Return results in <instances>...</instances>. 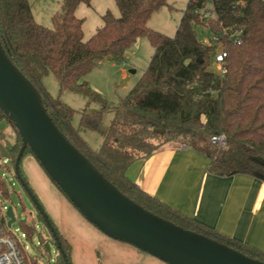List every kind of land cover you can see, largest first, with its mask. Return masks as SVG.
<instances>
[{
	"label": "trees",
	"instance_id": "16d2710c",
	"mask_svg": "<svg viewBox=\"0 0 264 264\" xmlns=\"http://www.w3.org/2000/svg\"><path fill=\"white\" fill-rule=\"evenodd\" d=\"M115 2L120 14L107 11L102 16L103 25L85 39L84 19L77 15V9L81 4L90 6L91 0H62L51 27L35 19L29 0H0V41L40 91L61 131L119 190L163 218L264 261V252L196 223L141 190L126 174L135 160L177 141L208 154L212 158L210 170L216 174L244 173L264 180V0H188L174 36L148 26L151 15L168 0ZM207 8L214 10L215 17L203 18L198 12ZM196 25L224 34L222 41L228 52L224 76L211 69L214 46L198 38ZM141 36H147L154 47L150 63L119 99L103 143L93 149L80 131L96 128L101 111L88 114L83 110L76 127L72 122L76 110L51 95L43 77L53 73L61 91L84 93L104 107L106 100L84 77L105 58L123 61L127 49ZM1 120L9 122L13 130L10 140L0 127V143L9 152L14 168L22 137L0 108ZM216 134L225 136V146L219 148L211 142ZM156 137L163 141L155 144ZM27 152L33 155L27 147L22 157ZM0 186L7 189L2 176ZM52 224L71 264L72 246L54 221ZM23 228L28 235L36 230L32 222H23ZM33 263L39 264L36 260Z\"/></svg>",
	"mask_w": 264,
	"mask_h": 264
},
{
	"label": "rangeland",
	"instance_id": "374dc122",
	"mask_svg": "<svg viewBox=\"0 0 264 264\" xmlns=\"http://www.w3.org/2000/svg\"><path fill=\"white\" fill-rule=\"evenodd\" d=\"M29 1L36 20L51 27L52 16L59 9L62 0ZM91 2L90 6L81 4L77 10V15L84 19L85 39L90 38L103 25L102 16L107 11L117 16L120 14L115 0H91ZM187 3L188 0H168V4L161 6L151 15L148 26L166 35L174 36ZM196 33L201 40L211 34L208 28L202 25H196ZM153 53L154 47L148 37L141 36L127 49L123 61L112 62L105 58L86 74L84 79L89 86L106 100L104 107L100 101L91 100L78 91L67 90L63 91V94L60 93L59 81L53 73L43 77V84L51 95L59 97L76 110L72 119L76 127L80 125L81 112L85 108L101 111L100 122L96 128L80 131L86 143L97 149L103 143L119 99L137 83L148 67ZM122 67L128 69V77L122 75ZM211 69L214 70V67L211 66ZM0 127L7 132V137L13 140V130L9 122L1 120ZM162 141L161 137L153 139L155 144ZM20 168L23 177L28 181L50 219L54 221L59 231L70 239L71 264H168L102 232L65 197L31 153L27 152L22 157ZM0 176L4 178L7 188L0 186V209L2 210L3 205L14 206L17 220L12 224L11 233L20 245L27 264H34L33 260L39 264H53L59 250L51 239L50 230L38 216L31 198L16 178L11 159L0 156ZM23 222H32L36 226V230L27 237L22 236L25 232ZM43 239L50 241V253L41 247Z\"/></svg>",
	"mask_w": 264,
	"mask_h": 264
},
{
	"label": "water",
	"instance_id": "95a60500",
	"mask_svg": "<svg viewBox=\"0 0 264 264\" xmlns=\"http://www.w3.org/2000/svg\"><path fill=\"white\" fill-rule=\"evenodd\" d=\"M0 108L22 137L14 173L50 230L59 250L55 259L59 264H70L67 254L52 220L21 173L20 161L27 147L71 203L113 239L168 264H264L263 260L149 211L119 190L61 131L48 113L42 94L11 60L1 41ZM96 111L90 109L87 113ZM0 156L10 159L1 143ZM6 216L8 226L17 220L13 205L7 206ZM43 248L50 253V241L44 242Z\"/></svg>",
	"mask_w": 264,
	"mask_h": 264
},
{
	"label": "crops",
	"instance_id": "0c3cea01",
	"mask_svg": "<svg viewBox=\"0 0 264 264\" xmlns=\"http://www.w3.org/2000/svg\"><path fill=\"white\" fill-rule=\"evenodd\" d=\"M121 72L128 77L127 68ZM211 164L205 152L172 141L135 160L126 174L141 190L196 223L264 252V180L244 173L219 175Z\"/></svg>",
	"mask_w": 264,
	"mask_h": 264
},
{
	"label": "built area",
	"instance_id": "2783aa9c",
	"mask_svg": "<svg viewBox=\"0 0 264 264\" xmlns=\"http://www.w3.org/2000/svg\"><path fill=\"white\" fill-rule=\"evenodd\" d=\"M201 13L203 18L215 17V12L212 8H207ZM223 33H211L210 36L202 40L206 45L214 46V56L212 60V66L216 74L224 76L227 72L226 58L228 55L222 41ZM211 142L217 144L219 148L226 145V138L223 134H216L211 136ZM7 205H3L0 209V264H27L24 254L17 243L14 235L11 233V227L7 225L8 217L6 216ZM23 237H27L26 232L22 233ZM41 247L43 244L41 242ZM27 248V247H26ZM44 249V248H43Z\"/></svg>",
	"mask_w": 264,
	"mask_h": 264
}]
</instances>
